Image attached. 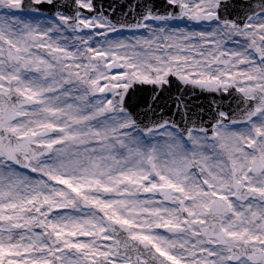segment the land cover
Wrapping results in <instances>:
<instances>
[{
  "label": "snow or ice",
  "instance_id": "obj_1",
  "mask_svg": "<svg viewBox=\"0 0 264 264\" xmlns=\"http://www.w3.org/2000/svg\"><path fill=\"white\" fill-rule=\"evenodd\" d=\"M0 264H264V0H0Z\"/></svg>",
  "mask_w": 264,
  "mask_h": 264
},
{
  "label": "water",
  "instance_id": "obj_2",
  "mask_svg": "<svg viewBox=\"0 0 264 264\" xmlns=\"http://www.w3.org/2000/svg\"><path fill=\"white\" fill-rule=\"evenodd\" d=\"M106 2H107V0H106ZM207 97V98H206ZM210 100H211V98H209L207 95H205V94H202V95H200L198 98H197V100H196V102L197 103H203L204 105H205V107H207L208 106V104H209V102H210Z\"/></svg>",
  "mask_w": 264,
  "mask_h": 264
}]
</instances>
